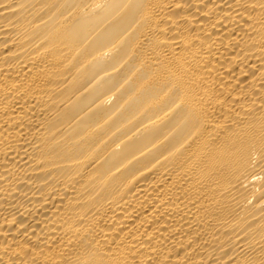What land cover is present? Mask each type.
Instances as JSON below:
<instances>
[{
  "label": "bare ground",
  "instance_id": "6f19581e",
  "mask_svg": "<svg viewBox=\"0 0 264 264\" xmlns=\"http://www.w3.org/2000/svg\"><path fill=\"white\" fill-rule=\"evenodd\" d=\"M0 264H264V0H0Z\"/></svg>",
  "mask_w": 264,
  "mask_h": 264
}]
</instances>
